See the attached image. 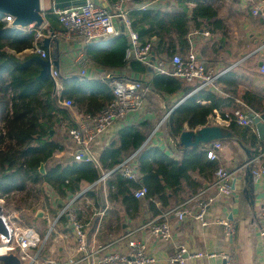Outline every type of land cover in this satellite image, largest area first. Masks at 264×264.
I'll use <instances>...</instances> for the list:
<instances>
[{"label":"trees","instance_id":"16d2710c","mask_svg":"<svg viewBox=\"0 0 264 264\" xmlns=\"http://www.w3.org/2000/svg\"><path fill=\"white\" fill-rule=\"evenodd\" d=\"M107 1L113 3L117 0ZM142 1L148 0L134 2ZM191 2H196L193 9L189 7ZM177 3V8L171 10L147 8L133 9L130 12L133 31L138 34L141 42H153L152 55L156 59H171L175 54L185 58L192 48L189 37L192 28L212 32L215 28L225 27L218 17L216 7L210 1L177 0ZM45 17V33L51 31L57 35L66 31L59 15L52 8L45 11ZM43 39L36 36L35 29L12 27L4 19V15L0 14V197L24 191L29 181L40 185L45 183L61 197L59 207H63L64 201L82 191L85 183L96 182L103 171L113 169L125 157L140 149L136 159L140 173L138 180L125 178L119 172L111 174L107 179L111 202L121 201L127 209H138L140 206L141 200L134 196V192L142 186L148 188L146 198L151 210L159 215L161 209L167 208L169 201L180 194L186 185L190 188V194L197 193L204 187L193 176L195 172L208 182L214 179L220 165L217 160L209 159L205 152H198L195 148L184 153L181 158H174L161 147L149 145L150 141L147 140L154 129L149 117L123 127L117 137L96 155L98 162L53 160L55 153L68 146L56 137V125L65 123L67 129L77 125L72 108L94 115L112 102L115 96L111 82L105 79L65 80L60 95L52 76L38 79L42 65L33 58L37 54L23 57L18 54L35 46L49 50L43 44ZM130 46V36L123 31L107 41L105 46L89 45L86 54L94 64L102 67L127 69L144 77L148 74L146 97L149 96V90L163 96L181 92V79L166 73L152 72L147 65L130 58ZM117 78L137 79L130 75H120ZM236 79V72L230 71L221 75L217 83L228 89ZM254 96L247 92L243 100L264 119V110L257 106ZM65 99H72L73 105L67 107L61 104ZM176 104L177 102L168 101L170 108ZM238 107L240 106L230 97L221 96L211 88L201 89L187 96L171 112L168 118L170 132L178 136L187 127L190 130L207 128L210 124L208 118L215 109L225 116ZM235 124L236 122H232L231 126ZM250 130L251 128L245 127L243 134L256 139V135ZM76 148L78 149L77 146ZM42 165L44 172L41 170ZM85 193V196L96 201L103 196L102 189L87 190ZM49 196L46 195L47 198ZM61 218L67 219L66 215ZM25 219L31 226L40 220L36 213L32 217L25 216Z\"/></svg>","mask_w":264,"mask_h":264},{"label":"crops","instance_id":"0c3cea01","mask_svg":"<svg viewBox=\"0 0 264 264\" xmlns=\"http://www.w3.org/2000/svg\"><path fill=\"white\" fill-rule=\"evenodd\" d=\"M95 1L105 7L112 4L107 0ZM134 1L130 3L132 7L131 11L133 9H141L140 7L145 4H148L147 8L162 10H171L178 6L177 0ZM207 1H210L216 7L218 17L222 19L225 27L223 29L215 28L214 31L209 32V35L203 33L206 29L198 31L196 28H192L189 34L192 47L196 50L198 57L214 72H236L237 79L233 82V85L226 89L220 83L221 91L218 94L225 97L230 96L240 106L238 101H244V95L247 92H251L255 95L254 99L257 106L264 110V74L261 73V66L264 62V21L250 12V8L259 4L261 0ZM50 2V7H47L44 2V13L51 8L54 10L52 0ZM195 6L196 2L189 3L191 9ZM114 24L119 33L126 31L122 20L115 19ZM44 26L47 28V22ZM113 37L98 39L88 45L84 44V40L80 36L66 31L51 38L49 50H46L49 51L52 60L60 61L58 68L53 67L59 73L56 80L58 92L61 93L63 90V81L67 80L71 82L72 78H76L74 77L75 75H81L88 79H105L109 82L120 75H130L131 77L142 78L141 80L148 81V74L144 77L140 74L129 72L127 69L118 70L102 67L90 60L86 54L87 47L89 45L105 46L107 41ZM25 52L27 55L28 52ZM82 54L89 59L85 75L81 74L83 67L78 62ZM153 58L156 59L154 56ZM195 86L196 84L191 89V92ZM184 87L185 85H183L181 92L177 94L161 96L164 101H161V104L166 112L165 131L154 130L153 132L155 133L150 143H148L149 145L161 147L169 156L174 158H181L184 153L190 152V150H185L184 147H180L177 144V139L179 140L180 135H172L168 125V118L171 114H168V110L175 109L188 96L184 91ZM151 93L153 95L159 94L149 90V94ZM169 100L170 102H177L175 107L170 108L168 105ZM204 103L206 104V101ZM215 110L209 116V121L221 116V112L218 109ZM227 110L230 112L229 108ZM72 111L76 126L85 121L86 116L89 115L77 109H72ZM147 117L151 118L153 124L158 119L156 113L146 106L143 113H135L127 118L118 119L113 122L93 143L95 154L99 155L102 149L117 137L118 132L123 127L137 123ZM245 127L248 126L237 123L234 126H231V123L209 124L208 128L214 129V137L205 144H210V142L214 141L222 143L217 161L220 166L233 172L231 183L234 186V190L231 194H223L214 186L215 175L214 179L208 182L207 179L202 175L200 176L197 172L193 174L196 180L204 184V187L197 193L205 190L204 197L212 199L206 213V224H202L200 221L190 217L179 221L173 212H171L168 218L163 216L164 213L172 211L178 205L187 201L189 197L196 194H190V188L187 185L180 194L169 201L167 208L161 209V214L157 215L151 210L146 197L138 198L141 200L138 209H127L121 201L111 202L106 181L105 184H99L89 189L103 190V196L99 201L85 196L86 193L84 192L85 194H82L75 203L76 208L79 209V213L86 222L90 250H96L101 245L108 244L113 250L127 252L128 240L122 239V237L129 235V237H134L147 244L149 254L159 260L155 264H171L167 259L176 253L182 245L187 249L184 255V264H226L225 260L220 256H199L200 254L219 253L220 251L233 253L236 260L235 264H264V236L262 234L264 231V173L259 178H256L251 173V170H259L264 164V155H261L264 152V141L259 136L257 126H255V130L252 128L250 130V132L256 135V139H252V136H247L245 133L243 134ZM186 129L189 128L187 127ZM201 129L202 127L198 128V130ZM203 143L200 146L205 145ZM73 144V146H67L65 150L55 153L53 160H75L74 154L77 151V145ZM89 185L85 183L82 190H85ZM43 187L46 189L47 195H50L48 197L50 199L47 198L49 202H44L43 207L36 211V216L40 220L35 221L33 226L27 225V227L33 228L39 235H42V232H46L47 226L49 231L50 222L56 219L62 208L59 207L61 197L53 192L50 186L45 185V183ZM71 198L65 201L62 200V203L64 201L63 206ZM193 204L194 202H190L189 206ZM39 210L45 212L43 217L38 216ZM13 214L14 220L17 219L20 222L21 219L16 215V212ZM66 217V220L59 219L55 228L50 233V235L52 234L51 237L49 235L50 239L48 238L44 243L45 255L60 262H65L76 254L75 236L71 229L69 216L66 215ZM224 219L235 222L236 229L232 238H228L226 235L222 222ZM166 220L173 228L172 236L168 240L154 235L150 226L151 222ZM18 227L22 226L19 225ZM37 229L40 230L38 231ZM48 231L45 233L46 235ZM103 254L104 251L99 252L97 258H100ZM0 264L3 263L0 262ZM21 264L29 263L23 261Z\"/></svg>","mask_w":264,"mask_h":264},{"label":"built area","instance_id":"2783aa9c","mask_svg":"<svg viewBox=\"0 0 264 264\" xmlns=\"http://www.w3.org/2000/svg\"><path fill=\"white\" fill-rule=\"evenodd\" d=\"M52 0V4H53ZM134 0H117L108 7L99 5L95 0H87L84 4L71 6L65 9H54L59 15V20L66 32L76 34L84 40V44L88 45L98 39H106L116 36L119 33L115 27V19H120L125 25V30L128 32L131 40V46L128 49V56L136 59L143 64L151 67L154 72L166 73L170 76L184 79L187 83L194 82L196 78V86L191 94L205 88H211L217 92L221 91L220 84L217 79L225 72H214L202 60L199 67L196 66L199 61L196 50L192 47L189 54L183 58L180 54H175L171 59H154L152 56L153 42H141L138 34L132 29V21L130 19V12L132 7L130 3ZM44 4V0H42ZM148 4L142 5L140 8L145 9ZM54 8V5H53ZM252 15L260 17L264 21V0L250 8ZM4 19L11 25L13 17L4 15ZM29 29L36 30V36L55 37V33L49 31L45 33L46 26L41 28ZM209 35V31L203 32ZM28 54H37L43 58H51L49 51L35 46L26 50ZM79 64L83 67L81 74H86V66L89 59L82 54L78 59ZM261 73L264 74V62L261 66ZM59 73L52 69V77L57 80ZM111 87L115 96L114 100L107 104L97 114H89L86 120L80 125L68 128L69 136L75 142L78 149L74 154L76 161H96L97 156L93 150V143L98 136L107 130L113 122L118 119L127 118L135 113H143L146 105V95L148 88L143 84L141 79H124L113 78L111 80ZM230 97V96H229ZM240 107L233 113H227L225 116L211 119L209 123H232L236 122L239 125L248 126L255 130L256 117L262 118V115L252 108H250L244 101L239 100ZM61 104L69 107L73 105L72 99H65ZM217 112V110H215ZM263 119V118H262ZM155 132L151 134L148 141H151ZM222 148L220 141H214L210 144H205L196 147L198 152H205L207 157L212 160L219 159V150ZM141 150V149H140ZM140 150L135 151L131 155L125 157L121 163L111 170L103 171L100 178L90 184L85 190L77 193L73 198L65 204L56 219L50 222L48 234L45 237L39 235L33 228L18 227L14 223V217L9 213L5 214L9 222L11 232L8 236L0 234V255L13 252L18 255L21 260L27 261L29 264H155L159 260L155 259L148 252L147 244L134 237L125 235L122 239H127L128 251L111 249L110 245H101L96 250H90L89 241L86 231V222L83 216L79 213L75 203L77 199L87 190L105 184L111 174L119 172L123 177L133 180H138L140 177L138 163L136 161ZM264 155V152L261 154ZM264 173V164L259 170L253 171L256 178L261 177ZM233 172L220 166L215 173L214 186L223 194H231L234 186L231 183V176ZM148 194V188L142 186L134 192L136 198H144ZM205 190L196 193L189 197L187 201L178 205L172 211L164 213V217L168 218L173 212L179 221H183L186 217L193 218L206 224V213L212 199L204 197ZM190 202H194L189 206ZM1 207V205H0ZM63 215H68L71 223V229L76 240V254L71 256L67 261L60 262L56 259L44 255V243L48 240L51 231L55 228L56 223ZM223 225L228 238H232L235 234V222L229 219H224ZM151 230L154 235L168 240L172 236V226L166 221L151 222ZM264 236V231L262 232ZM104 251V254L97 258L99 252ZM187 249L184 245L171 255L167 261L171 264H184L185 253ZM220 256L226 264H235V256L229 251H220L219 253L200 254L199 256Z\"/></svg>","mask_w":264,"mask_h":264},{"label":"water","instance_id":"95a60500","mask_svg":"<svg viewBox=\"0 0 264 264\" xmlns=\"http://www.w3.org/2000/svg\"><path fill=\"white\" fill-rule=\"evenodd\" d=\"M87 0H54L53 5L54 9H65L71 6H77L84 4ZM0 14L2 15H10L13 17V21L11 26L14 28L27 29L30 26L33 28H41L43 27L47 19L45 17L43 2L42 0H0ZM51 38H44V45L50 46ZM34 59L38 60L41 65V73L38 76V79H41L46 76H52L53 67H59V60H52L51 58H43L40 55L33 56ZM199 61L196 66L199 67L201 64V59L198 57ZM149 69L154 72V70L149 67ZM76 78H86L81 75H75ZM143 84L148 87V82L145 80H141ZM182 84L185 85L184 91L188 95L191 92V89L196 84L197 79H194V82H191L186 85V81L184 79L181 80ZM174 110H168V114H170ZM256 126L258 129L259 136L261 140L264 141V121L261 117H256ZM213 130L211 128H203L198 132L195 130L187 129L186 131L180 134L179 140L177 139V144L180 147H184L185 150L193 151L196 147L203 144L208 143L210 139L214 137ZM170 131V129H169ZM171 133V132H170ZM211 143V142H210ZM42 172H44V166H41ZM251 173L253 171L251 170ZM45 212L43 210L38 211V216L43 217ZM11 232V228L9 222L6 219V216L3 210L0 207V234L8 236ZM0 262L3 264H21V260L17 254L13 252L5 253L0 255Z\"/></svg>","mask_w":264,"mask_h":264},{"label":"rangeland","instance_id":"374dc122","mask_svg":"<svg viewBox=\"0 0 264 264\" xmlns=\"http://www.w3.org/2000/svg\"><path fill=\"white\" fill-rule=\"evenodd\" d=\"M44 2L47 7H50L51 5L50 0H45ZM25 55H26L25 51L18 54L19 57H23ZM55 55H57V53H55ZM57 93L59 95L61 94L58 91ZM161 96H162L161 94L158 95L149 94V96H147L148 98L146 99L145 108L147 106L148 109L153 110L158 118L156 119V123L154 124L153 131L156 129L158 131L159 130L165 131V127H166V119H165L166 112L161 104V101L164 102ZM72 109L76 110L75 107ZM55 128L56 131H54V133L56 134V137L59 140L65 142L66 145L68 146L74 145L73 143L75 142H73V140L68 135V130L65 123H59L56 125ZM71 140L73 143L71 142ZM46 195L47 192L46 189L43 187V185H40L39 183H32L31 181H29L27 182L24 191H16L7 196L0 197L1 209L5 214L9 213L12 216L14 215L13 213L16 212V215L21 219V221L18 222L17 219L13 220L15 225L17 226L21 225L22 227H24L25 225L27 226L29 224L28 221L25 219V216L32 217L38 209H41L43 207L44 202H49L47 200ZM45 231L46 232L48 231V226ZM46 232H42L41 236L45 237Z\"/></svg>","mask_w":264,"mask_h":264}]
</instances>
